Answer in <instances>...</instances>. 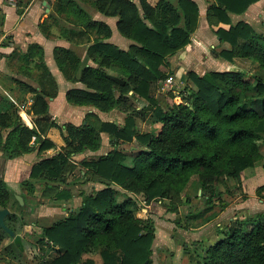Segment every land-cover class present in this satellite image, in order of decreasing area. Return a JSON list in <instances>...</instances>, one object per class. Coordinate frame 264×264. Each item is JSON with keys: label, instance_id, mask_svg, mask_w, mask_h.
<instances>
[{"label": "trees", "instance_id": "obj_1", "mask_svg": "<svg viewBox=\"0 0 264 264\" xmlns=\"http://www.w3.org/2000/svg\"><path fill=\"white\" fill-rule=\"evenodd\" d=\"M214 1L218 22L212 21L211 25H219L214 33L220 42L230 45V50H220L217 56L227 61L249 60L256 64L259 72L210 71L201 76L189 72L196 90L183 95L182 102L177 104L171 92L160 98L162 94L156 91L173 73L167 70V59L190 43L196 29L199 10L194 2L179 0L173 9L165 3L152 7L141 0L144 17L154 25L150 28L139 17L133 3L97 0L98 10L117 15L119 31L140 45L122 51L102 42L111 34L106 25L84 19L87 14L75 1L57 0V13H66V18L74 14L73 17L91 28L98 38L90 54L97 63L96 68L87 66V60L80 61L70 50L56 49V56H60L56 57V62L68 79L86 87L85 90L68 91L67 102L100 112L121 108L126 117L124 124L118 125L90 120L91 115H88L85 124L60 129L65 142L62 151L34 164L23 182L33 206L45 199H70L72 193L66 188L60 189V185L65 184L80 165L85 174L78 175L79 179L88 178L103 187L81 195V205L74 215L65 216L47 227H38L26 221L22 212L30 204L26 196L20 195L24 201L20 206L0 178V209L11 211L5 224L16 234L24 230L22 245L36 249L42 259L39 264H80L84 254L94 251L100 257V264H153L154 223L151 219L143 221L135 216L140 203L168 202L167 211L176 214L182 198L189 205L194 197L200 206L189 212L192 218L189 221L196 227L212 218L213 215L206 213L216 201L222 205L221 196L237 192L244 195V170L263 159L264 32L254 30L246 22L232 24L228 16V13H244L258 0ZM172 9L176 14L169 16ZM157 10H160L159 22L155 18ZM179 10L181 16H178ZM182 19L183 26H179ZM69 23L77 28V24ZM47 26L46 22L39 25L44 33ZM29 50L42 60L38 45H31ZM62 59L65 61H60ZM28 88L34 93L29 113L37 117L32 127L21 121L17 109L0 114V153L4 160L34 151L35 147L30 144L32 137H36L38 153L53 147L50 141L41 139L39 133L43 123H50L48 102L56 96L54 79L44 73L38 91ZM135 102H143L144 106L137 109ZM149 115L156 118L157 131H139L136 121H144ZM101 132L108 133L110 149L77 164L71 162L73 155L98 151ZM134 141L136 148L128 152L119 148L121 143ZM35 183H40L42 188L38 200L34 198ZM192 186H197L195 195L189 192ZM260 190L264 191V186ZM261 197L264 199V194ZM247 222L241 227L219 229L220 239L206 248L203 255L199 254L194 264H264V221L250 227ZM6 237L0 228V243ZM52 249L56 251L55 256L46 261L45 255ZM0 255L22 264V251L13 243L3 247ZM86 263L93 264L92 261Z\"/></svg>", "mask_w": 264, "mask_h": 264}, {"label": "crops", "instance_id": "obj_2", "mask_svg": "<svg viewBox=\"0 0 264 264\" xmlns=\"http://www.w3.org/2000/svg\"><path fill=\"white\" fill-rule=\"evenodd\" d=\"M14 1L16 5H13L10 0H0V114L14 109L19 111V107H23L25 112H18V116L26 126L32 127L37 117L29 113L33 102L28 103V100L34 97V93L28 87H32L38 91L39 80L43 78L44 73H48L54 79L56 87V96L50 98L48 102L50 123H43V129L39 133L40 138L50 141L53 147L42 153H38L36 149L38 146L36 137H32L30 144L35 147L34 151L10 160H4L2 153H0V178L5 182L7 190L14 194V197L17 194L25 195L29 202L32 197L26 194L23 182L27 179L30 169L34 164L62 151L61 148L65 146V142L60 129L64 130L69 125L79 127L86 123L88 115H91V117L89 116L90 120L98 119L122 125L124 124L126 113L121 111V108H115L110 112H100L92 107L71 105L66 100L68 91L76 89L85 90L86 87L79 81H70L68 79V76L65 75L56 62V57H60L56 56V49L63 48L70 50L80 61L87 60V66L96 68L97 63L94 62L90 54L95 49L98 38L93 35V32L90 30L91 28H87L83 22L73 17L74 14H68L72 16L66 18V13H57L55 10L57 0ZM73 1L87 14L84 19H89L108 27L111 34L106 39H102L103 43L113 45L122 51H128L131 47L140 46L136 40L124 36L119 31V17L117 15H107L105 12L98 10L95 6L97 0ZM127 1L136 6L138 15L143 22L150 28H154L151 20L144 17L141 0ZM188 1L194 2L198 6L199 16L196 29L190 37V43L167 59V70L175 71L177 76H181V74L183 75L187 71L197 73L196 70L192 69V65L198 61V56H203L208 61L212 56L218 57L217 53L220 50H230V45L226 42H220L218 36L214 33V30L219 25H211L212 21L214 23L218 22L213 9L216 2L214 0ZM146 2L152 7L165 3L174 9L177 7L179 0H146ZM173 9L168 13L169 16L176 14ZM159 12L160 10H157L155 15L157 22H159L157 18ZM177 13L178 16L182 14L180 10ZM228 16L230 23L246 22L256 30V26H254L256 20L264 18V0H258L251 4L242 14L228 13ZM69 21L77 24V28L72 23H69ZM42 22L48 24L46 33L40 30L39 25ZM261 25L264 26V20H262ZM179 26H183V19L180 21ZM220 26L227 28V25L221 23ZM31 45H38L41 48L42 60L34 55L33 52H30L29 47ZM215 47L220 48L217 50ZM209 49H211L212 56L207 54ZM60 61H65V59ZM246 61L250 62L249 60ZM72 72L74 71L71 70L70 73L73 74ZM110 73L113 74L112 71ZM156 94H161L160 87L156 91ZM135 103L137 109L144 106L143 102ZM147 119L143 121V124L136 121L139 131H145L140 126L144 127ZM100 138L101 147L98 151H85L73 155L70 159L71 162L77 164V162L86 157L97 156L108 151L111 145L108 133L101 132ZM135 146L136 142L134 141L133 143H121L119 148L123 152H128L129 149ZM261 154L263 156L262 161L243 172L246 185L244 195L237 192L231 196L227 194L221 196L222 205L216 201L214 207L206 213L208 216L213 215L209 221L192 227L189 221L192 219L189 216V212L196 211L195 208H191L186 214H182L180 210L179 213H176L169 241H174V250L179 252L178 254H182L181 257L187 256L189 258V250L191 249L197 250L200 255H203L206 248L214 245L220 239L222 236L221 232H219L220 230L244 226L249 218L250 220L247 222L249 227L257 222L264 221V199L261 197L264 191L260 190L264 186V151H261ZM84 174L85 169L78 165L74 172L68 176L66 183L60 185V189L66 188L72 193V198L70 199L60 201L45 199L42 203L35 206L29 202V206L22 209L23 211L17 210L16 207L13 209H16L18 212L22 211L25 214L26 221L36 223L40 227H47L65 216L74 215L82 202V197L79 196L81 192L78 191L81 183L90 186L92 190H98L103 187L100 183L87 180V177V179H79L77 177ZM35 185L34 198L37 199L40 198L42 188L40 187V183H35ZM154 203L162 204L160 201H153L149 205H144V207L151 208ZM192 203L194 202L191 201V204L187 206L194 207ZM35 215L39 216V219H34ZM27 216H29L28 219ZM149 217L152 219V222L154 221L155 225L152 257L156 255V264H162L163 258L161 260V253L163 250H167L170 252V257H164V262L167 260L168 263L169 259L172 260L171 255L174 254V251L170 250L167 242H159L161 239L158 221L153 218V215H149ZM166 219L171 220L170 218ZM188 223L190 224L189 226ZM18 234L23 241L24 230ZM173 235H175V238ZM209 242H212V244ZM11 243H13V240L7 235L0 243V253L3 247ZM55 253L54 249L48 250L44 259L46 261L52 260ZM41 260L34 247H23L22 264H39ZM86 261H92L93 264H100L101 262L96 251L84 254L80 264H85ZM0 264L18 263L0 255ZM178 264L188 263L184 262L183 258H180Z\"/></svg>", "mask_w": 264, "mask_h": 264}, {"label": "rangeland", "instance_id": "obj_3", "mask_svg": "<svg viewBox=\"0 0 264 264\" xmlns=\"http://www.w3.org/2000/svg\"><path fill=\"white\" fill-rule=\"evenodd\" d=\"M262 20H264V18ZM262 20L258 19V20H256V23L254 24V26H256V31H258V32H264V26L261 25ZM215 48L218 50L220 47H215ZM207 54L210 56L213 55L211 52V49H209L207 51ZM192 69L196 70L197 71L196 74H198L200 76L203 75L204 73L210 72V71L241 70V71H246L249 74L259 72L255 63L248 62L246 60H240L237 58H234L232 61H227L221 57L215 58V56H212V58H210L208 61H206L203 58V56H198V61H196V63H194V65H192ZM188 73H189V71L185 72V74H183V75L181 74V76H177L176 72L173 71V73H171L172 75H170V76H173L176 83L174 84L172 90L167 89L166 91L161 92L162 95L160 96V98H164L163 96H165L168 92H171L173 95H175V97L177 96V98H180L179 100L174 98L175 103L180 104L182 102L181 97L183 95L185 96L186 94H188L192 90H196L194 84L191 82V80L188 76ZM185 86H186V89H185ZM137 122H139L141 124L144 123L141 120H138ZM145 123L146 124L144 125V127L140 126V128H142L145 131L156 132L158 127H159L157 120L153 115H150L149 118L147 119V122H145ZM261 145H262L261 151H264V139L261 142ZM196 188H197V186H195V187L192 186L189 189V192L191 194L195 195ZM78 191L81 192V194L79 196L82 197L84 193L85 194L90 193L92 191V188L90 186L84 185V183L83 184L81 183ZM197 196H199V191L197 193ZM38 199L39 198H37L36 200H38ZM184 199L185 198H182V203L179 205V210L182 214H186L189 210H191V208L192 209L195 208V210L199 209L200 202H197V201L195 202L196 199L194 197L192 200V202H194V203H192L193 204L192 206H194V207L187 206V204L184 202ZM11 201H12V198H11ZM167 204H168V202H165L162 204L154 203L151 206V208H147V207H144V204L140 203L141 207L139 210H137L135 212V216L138 219L145 221L147 219H151L149 217V215H153L154 216L153 218H155L158 221L157 223L159 226V236L161 239L159 242L160 243L161 242H163V243L167 242L169 244L168 246L170 247V250L172 249L174 251V254L171 255L172 260L169 259L168 263H167V260H166V262H164V257H166V256L170 257V254H169L170 252L167 250L162 251L161 256H160L161 260L163 258L162 264H169V263L170 264L171 263L172 264H178L180 258H183V261L188 263V264H194V259L199 255V253H198L199 251L197 252V250L191 249V250H189V253H190L189 258L187 256L181 257L182 254L180 255V254H178L179 252H176V250H174V246H175L174 241L173 242L169 241L170 231L174 225L173 220L176 217V214L170 213L167 211ZM38 215H41V214H38ZM38 217L39 216L35 215V217H33V218L39 219ZM28 218H29V216H27V219ZM163 218H165V220H163ZM166 218H170L171 220L166 219ZM38 227H40V225ZM154 229H155V225H154ZM173 237L175 238V235H173ZM209 243L212 244V242H209ZM152 258H154L153 264H156V261H155L156 255H154V257H152ZM188 260H190V261H188Z\"/></svg>", "mask_w": 264, "mask_h": 264}, {"label": "water", "instance_id": "obj_4", "mask_svg": "<svg viewBox=\"0 0 264 264\" xmlns=\"http://www.w3.org/2000/svg\"><path fill=\"white\" fill-rule=\"evenodd\" d=\"M200 194V191H199ZM15 199L18 201L20 206H23L24 201L20 195H15ZM10 213L8 208L0 209V228L5 231V233L12 238L15 246H18L19 250H23L22 238L19 234H16L13 230L8 228L5 224V218Z\"/></svg>", "mask_w": 264, "mask_h": 264}, {"label": "built area", "instance_id": "obj_5", "mask_svg": "<svg viewBox=\"0 0 264 264\" xmlns=\"http://www.w3.org/2000/svg\"><path fill=\"white\" fill-rule=\"evenodd\" d=\"M10 2L13 4V5H16V2L14 0H10ZM175 80L173 78V76H169L164 82H162L161 86H160V92H164L166 91L167 89L168 90H172L174 84H175ZM175 99H180V98H177V96L175 97ZM28 103H32V99H29L28 100ZM25 109L23 107H19V111L18 112H25L24 111Z\"/></svg>", "mask_w": 264, "mask_h": 264}]
</instances>
